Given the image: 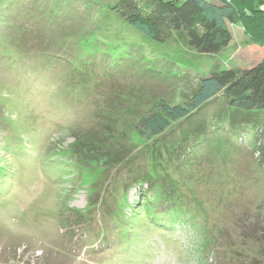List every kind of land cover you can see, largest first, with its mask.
Instances as JSON below:
<instances>
[{
  "label": "rangeland",
  "instance_id": "rangeland-1",
  "mask_svg": "<svg viewBox=\"0 0 264 264\" xmlns=\"http://www.w3.org/2000/svg\"><path fill=\"white\" fill-rule=\"evenodd\" d=\"M41 1L34 6L48 4ZM116 1L74 0L79 21L51 29L37 14L21 19L15 13V18H5L28 25L25 46L52 49L92 29V19L102 18L100 10L93 17L95 11ZM231 29L233 40L228 47L217 54H200L197 68L171 65L159 76L136 67L105 75L103 69L94 67L93 80L84 85L76 78L71 86L45 78L43 73L34 74L31 68L24 71L21 67L11 78L0 73V122L4 123L0 126V164L8 177L0 179V185L8 182L0 194V264H264L263 142L261 146L260 140L242 145L235 141L240 132L236 136L233 131L225 136L220 133L216 138L232 145L227 158L214 145L203 149L192 163L183 164L181 171L176 170L178 158L166 157L175 146L171 142L189 128L244 111L228 107L219 94L161 138L144 142L129 131L161 97L184 104L213 65L241 68L263 60L262 49L247 46L239 23ZM141 51L138 57L146 63L148 56ZM260 115L264 118V113ZM19 132L42 157L37 158V151L33 160L10 156L13 149L8 143H20ZM76 137L88 140V145L81 143L77 159L73 155L66 159L61 153L81 150L74 148ZM159 158L172 174L163 173V184L171 189L178 181L176 190L183 195L188 216L160 233L145 214L131 222L125 210L128 217L117 230L115 210L129 185L125 182L151 171L152 160ZM67 161L73 164L68 171L63 168ZM56 163L61 175L54 180L43 167ZM137 190L136 185L128 188L129 204H135ZM104 238L113 244L99 247Z\"/></svg>",
  "mask_w": 264,
  "mask_h": 264
},
{
  "label": "trees",
  "instance_id": "trees-1",
  "mask_svg": "<svg viewBox=\"0 0 264 264\" xmlns=\"http://www.w3.org/2000/svg\"><path fill=\"white\" fill-rule=\"evenodd\" d=\"M36 2L38 0H2L0 9L4 6L3 10L6 12L0 11V20L7 15L27 19L37 14L39 21H47L42 24L51 26L50 29L62 27L66 21H79L75 14L77 6L74 5L77 3L74 0H46L48 4L34 6ZM263 4L264 0H118L108 7L95 9L97 11L93 17L100 10L102 18L92 19L91 23L94 22V25L84 35L52 49L37 45L25 46L24 42L27 41L23 37L27 34L28 25L7 17L0 22V73L5 78H11L22 69L26 71L31 68L35 70L34 74L43 73L45 78L55 80L58 84L66 82L71 85L77 78L85 85L94 79V67L103 69L105 75L119 74L135 67L143 68L141 70L144 73L156 76L162 75L171 65L194 69L199 66L197 61L200 54H217L228 47L233 40L231 25L235 23L243 27L247 46L255 45L264 51ZM30 8H34L36 13L31 12ZM15 13L17 16L14 17ZM62 19L64 21L61 22ZM140 50L144 53L143 56H148L146 63L144 58L138 57L137 51ZM159 62H164L167 66H161ZM1 69L4 71L1 72ZM198 85L184 104L170 103L163 97L157 99L134 122L133 128L129 130L131 134L144 142L161 138L169 130L173 132L174 126L184 122L197 108L221 94L228 107L244 112L239 116L230 115L229 119L222 115L206 124H196L180 139L173 140L171 143H175V146L169 148L170 152L166 157L168 160L174 157L180 160L179 170L175 169L183 170V164L186 166L187 163H192L203 149L214 145L222 149L223 159L227 158L228 146L232 145L227 140L219 141L216 137L220 133L225 136L233 131L236 136L240 132L235 139L239 144H256L254 141L260 140L258 146L262 142L264 146V118L260 115L264 113V58L256 64L241 68H223L217 63L200 78ZM238 118L241 120L234 126L233 122L239 121ZM1 125L4 123L0 122ZM22 139L21 135L17 136L20 141L18 144L14 141L8 143L6 140L10 144L9 149H13L10 156L33 160L34 151H37V158L42 157V152L31 141L28 146V142ZM77 140L74 148L81 150L75 154L61 153L66 159H73L72 155L77 159L80 151L82 152L81 143L88 145V140L76 137ZM67 162L63 166L66 171L73 165ZM152 164L151 171L141 173L142 176L133 181L125 182L129 185L127 188L123 186L126 191L120 202L122 205L119 203L115 210L119 218L114 222L117 230L125 223L129 213L131 218L128 219L131 222L138 215L145 214L153 229L160 233H166L178 219L188 216L189 208L181 201L183 195L176 190L178 181L174 182L171 189L163 184V173L172 175L170 166H161L160 158L152 160ZM59 165L56 163L43 168L56 180L61 175ZM89 175L93 177L97 174ZM2 178L8 179L0 164V179ZM133 185L138 188L135 200L137 206L129 204L127 194L128 188ZM144 185L148 188H144ZM7 186L8 182L0 185V194L5 193ZM126 204L129 208L124 209L123 205ZM125 210H129V213ZM98 243L102 247L108 243L113 244V240L105 239Z\"/></svg>",
  "mask_w": 264,
  "mask_h": 264
},
{
  "label": "built area",
  "instance_id": "built-area-1",
  "mask_svg": "<svg viewBox=\"0 0 264 264\" xmlns=\"http://www.w3.org/2000/svg\"><path fill=\"white\" fill-rule=\"evenodd\" d=\"M262 8H264V4L262 5Z\"/></svg>",
  "mask_w": 264,
  "mask_h": 264
}]
</instances>
